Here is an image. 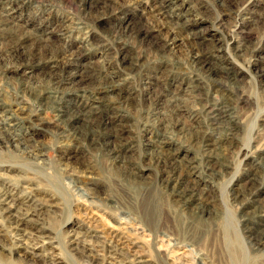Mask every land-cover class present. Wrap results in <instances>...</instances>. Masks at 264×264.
<instances>
[{"label":"rangeland","instance_id":"374dc122","mask_svg":"<svg viewBox=\"0 0 264 264\" xmlns=\"http://www.w3.org/2000/svg\"><path fill=\"white\" fill-rule=\"evenodd\" d=\"M33 1L17 2L21 5L14 21L19 25H8L12 26L9 33L35 32L41 23H54L53 27L79 23L87 28L85 31L94 30L97 37L82 48L84 59L88 68L110 65L116 79L130 81V97H117L115 92L105 99L117 102V112L125 117L133 147L125 155L129 161L123 163L114 160L102 143L63 137L58 109L65 108V104L48 98L39 67L32 72L24 69L0 75V92L7 102L16 101L19 96L26 99L16 113L24 122L29 120L26 126L36 129L33 138L42 148L30 156L0 145V165L16 167L0 172L20 186L26 179L32 181L29 186L35 188V193L50 200V205L56 204L57 210L46 211L33 223L49 228L54 238L20 233L37 237L41 254L58 256L63 264H89L79 259L68 242L74 238L70 234L79 227L95 229L108 238L112 237L108 233L114 231L115 236L119 234L112 237L115 243L130 250L132 241H141L145 245L138 252L151 259L152 264H264V247L255 245L249 236L250 221L263 212L264 201L254 202L255 195L249 198L244 181L247 175L257 172L259 185L264 188V163H251L264 151H260L264 149V0L247 24L243 39L239 38L237 26L242 21L240 9L244 4L235 0H179L197 9V15L191 12L194 16H190L198 22V31H207L213 38L205 44L227 48L243 41L244 50L233 56L240 71L237 80L211 79L209 74L198 68L197 71L191 61L193 35L188 31L179 36L175 45L165 43L167 29L161 32L162 36L154 31L142 32L141 37L132 34L134 28L153 26L161 20L156 8L162 0H115L117 4L114 0ZM113 4L120 6L117 12ZM11 37H1L0 48L9 47ZM65 39L57 29L51 43L59 48ZM6 61L8 56L0 50V65ZM146 75L156 80L157 91L166 94V102L159 109L163 119L153 116L155 106L146 98ZM196 78H200L201 85L191 91L188 83H195ZM216 79L219 82H214ZM181 82V91L173 95L174 86ZM208 100L232 107V117L214 120L204 109ZM178 103L182 111L175 107ZM155 136L177 144L182 149L180 155L194 157L198 185L213 203L211 215L200 213L193 206L182 207L175 200L159 163L168 144L162 153L156 145L152 150L147 145ZM85 192L96 206L84 205ZM49 195L56 198L50 199ZM122 218L130 222V229L125 228L129 224L122 223L124 220L119 223ZM119 226H125L124 230ZM8 227L10 223L0 216V264H47L45 256L27 255L25 247L16 248L14 237L21 235H12ZM148 232L154 233L153 237ZM176 242L185 248L179 250V245L168 244ZM162 243L164 247L160 246ZM188 247L191 255L184 254Z\"/></svg>","mask_w":264,"mask_h":264},{"label":"bare ground","instance_id":"6f19581e","mask_svg":"<svg viewBox=\"0 0 264 264\" xmlns=\"http://www.w3.org/2000/svg\"><path fill=\"white\" fill-rule=\"evenodd\" d=\"M18 1L0 0V4L3 5V7H0V38L6 34L12 35L10 39L12 44L9 47L0 48L1 52L6 53L9 60L5 64L0 65V75H6L24 69L32 72L35 68L39 67L41 69L39 72L43 73L40 78L44 82L42 85L45 86L48 98L60 100L65 104V108L61 106L58 109L61 125L60 134L63 137H70L75 140L78 138H86L94 142L97 141L107 147L106 149L114 160H121L123 163L129 161L125 156L133 147V138L130 135L129 126L125 122V117L119 114V111L117 112V102H111L105 98L109 93L115 92H117V97H124L125 94H128L127 97H130L132 94L130 91L132 89L130 81L122 77V79H116L113 73L114 71L110 70V65L102 66L99 69L92 66L87 67L88 63L83 56L85 51L83 52L82 48L85 47L84 43L88 44V42L95 40L97 36L92 29L85 31L84 29L86 27L83 24L71 23L61 27H53L52 24L54 23H41L35 32L28 30L9 33L12 26L8 27V25H19L14 21L17 17L15 13L21 5H18ZM262 1L235 0L239 4H244V7L240 9L242 21L237 26L238 34L239 36L241 35L239 37L240 39L246 38V26L253 20V15L259 11L258 7ZM113 6L116 12L120 9V6L116 7L114 4ZM45 11L46 9L41 12ZM156 11L161 20L157 21L156 25L154 24L153 26L145 28L140 26L132 29V34L135 37H141L142 32L148 33L149 31H154L157 35H161V32L167 29L168 35L165 36H168V38L165 43L167 45H175L178 39H180L179 36L184 31H188L193 35L194 54L191 55V61L197 71L199 69V71L207 73L206 75L209 74L208 78L210 77L211 79L215 77H223L227 80L238 79L240 71H238L239 69L234 64L233 56L244 50L243 41L236 42L232 46L233 42L227 48H223L219 44H205L204 42L208 40L213 41V38L210 37V33L207 31H198V22L192 17L194 14L197 15L198 11L193 6L189 7L185 2L180 3L179 0H162L156 8ZM57 29L62 32L63 38H66V41L64 46L54 48L55 45L51 43V40L53 34L57 32ZM80 34L81 37H79ZM0 43L3 44L1 40ZM199 79L196 78L195 83H188L189 90L194 91V89L201 85ZM219 79L214 80V82H219ZM156 84L155 79H152L150 75H146L143 83L146 98L151 101L152 106H155L153 116L157 119H163L160 115L162 110L159 109L160 105L166 102L164 101L166 100V94L157 91ZM182 84L183 82L174 86L173 95H177L181 91ZM185 89L187 88L185 87ZM24 101H26L24 96H19L16 101L7 102L0 92V126L3 128V131L0 133V145L3 147L11 146L20 153L33 156L37 155L38 150L42 148L33 138L37 132L36 129L31 126H26L25 124L29 120L24 122V118L16 113V110L22 109L21 105H23ZM15 105L18 106V109L15 108ZM175 107L180 111L183 110L180 103L176 104ZM204 109L208 115H211L217 121L224 120L225 117H232L234 113V110L229 105L211 100L206 102ZM78 123L80 124L78 125ZM164 134L168 135V132L165 131ZM166 141L164 138H157L155 136L149 140L147 145H149V150H152V147L156 145L157 149L162 153L165 144H168L166 151H164L165 153L159 156V163L163 166V172L167 174L166 180L171 186L172 194L176 197L175 200L182 207L192 208L193 206L198 212L211 215L212 209L210 204L213 203L209 201V198L204 195L205 191L198 185L199 181L196 180L198 177L197 166L195 165L194 157H190L187 153L180 155L182 149L177 144ZM174 148L176 150L172 153L171 150ZM263 150L260 149V151ZM210 162L211 160L208 159V166ZM251 163L256 166L262 165L264 163V151L258 157L253 158ZM6 167L9 170L16 168L12 164L0 165V169H8ZM244 181L247 183L245 188L249 190L248 197L253 198L255 195L254 202L264 201V188L259 185L257 172L247 175ZM24 183L21 186L14 184L3 177L0 172V216L3 220L10 223L8 229H10L12 235H21L20 238L14 237L13 243L16 248L21 246L25 247L27 255L45 256V262L47 264H63L64 260L58 256L41 254V245L37 237H29L28 235L30 233L34 234V236L37 234V236L51 237L53 232L49 228L42 225L39 227L33 223L39 221L45 215L46 211L48 213L57 211L55 210L56 204L50 205V200L39 197L38 192L35 193L34 191L35 188L29 186L32 185V181L26 179ZM42 192L44 191H40L39 193ZM85 193L87 199L84 205L86 207L96 206L92 200H89L92 198L90 194ZM49 197L50 199L56 198L53 195H49ZM123 218L119 223L124 220ZM127 221L124 220L122 223L129 224L127 227L124 226L128 230L130 222L128 223ZM124 227L119 226V229L124 230ZM79 228L80 230H73L70 235L73 234L72 237L74 238H70L68 242L70 243L71 249L79 254L78 257L81 261H87L89 264H152L151 259L146 258V256L138 252V248L144 247L142 246L143 243L139 240L132 241L133 249L130 250L125 246L115 243L112 237H116L119 234L115 236L113 234L114 231L112 233L107 232L112 235V237L110 236L108 238L105 234H100L95 229L82 230V227ZM20 231L29 233L24 234V232L20 233ZM153 234L149 233L148 235H152L153 237ZM249 236L255 245L264 247V210L262 213L254 216L250 221ZM51 238L54 237L52 236ZM29 239L35 240L37 243L30 244ZM168 244L170 246L179 245L178 242ZM160 246L164 247L165 244L162 243ZM182 246L184 245H179V250L185 248V246ZM189 251L190 249L188 247V249L184 250V254L187 252L190 253ZM186 255H191V253Z\"/></svg>","mask_w":264,"mask_h":264}]
</instances>
